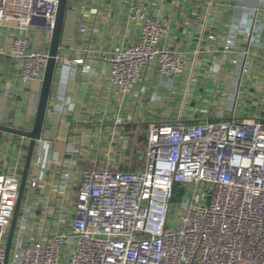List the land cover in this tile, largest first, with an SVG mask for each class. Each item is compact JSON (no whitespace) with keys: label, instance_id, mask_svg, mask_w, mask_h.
Returning <instances> with one entry per match:
<instances>
[{"label":"built area","instance_id":"2783aa9c","mask_svg":"<svg viewBox=\"0 0 264 264\" xmlns=\"http://www.w3.org/2000/svg\"><path fill=\"white\" fill-rule=\"evenodd\" d=\"M56 6L57 0H0V26L13 22L15 30L9 51L15 76L20 84H38L36 99ZM128 20L135 40L102 56L121 96L133 90L145 67L154 65L168 78L187 62L185 51L164 43V24L141 1L129 3ZM31 32L40 46L30 45ZM237 42L228 34L217 47L236 52ZM230 63L237 64L235 55ZM22 91L4 88L2 94ZM57 99L48 112L63 110ZM32 120L19 129L30 130ZM27 144L24 136L0 131V264H264L263 113L151 118L142 168L70 169V157L64 158L49 185L52 202L43 205L37 190L47 187L44 169L31 159L4 262Z\"/></svg>","mask_w":264,"mask_h":264},{"label":"crops","instance_id":"0c3cea01","mask_svg":"<svg viewBox=\"0 0 264 264\" xmlns=\"http://www.w3.org/2000/svg\"><path fill=\"white\" fill-rule=\"evenodd\" d=\"M131 1L68 0L48 101L53 107L59 96L63 110L47 111L44 127H50L36 141L31 162L44 169L47 187L37 190L42 205L52 202L49 185L56 182L64 158L70 157V169L142 168L151 118L264 114V0H139L164 24V43L185 51L187 62L181 73L168 78L154 65L145 67L133 90L121 96L102 56L135 40L128 20ZM14 33L13 22L0 26V123L23 128L33 119L38 84H20L15 76L9 56ZM208 34L214 40L205 38ZM228 34L238 41L236 52L217 47ZM29 42L42 43L35 32ZM232 55L236 65L230 63ZM63 58H81L82 63L65 64ZM19 87L23 93L2 94L4 88ZM233 88L239 89L238 96ZM70 147L77 148L75 155L67 152Z\"/></svg>","mask_w":264,"mask_h":264},{"label":"water","instance_id":"95a60500","mask_svg":"<svg viewBox=\"0 0 264 264\" xmlns=\"http://www.w3.org/2000/svg\"><path fill=\"white\" fill-rule=\"evenodd\" d=\"M67 7H68V0H57L53 28L51 30L48 48H47V61L39 85L38 95H37L34 114H33L32 126L30 130L26 131L19 128H14L11 125H5L0 123V131L14 135H21L28 138L26 154L24 157L23 167L20 174L17 198L13 210V216L11 219V223L5 241L4 262H6L7 260V255L15 227V222L23 196L27 172L29 169L31 159L33 157L34 147L36 141H38L41 138L43 127L47 124L50 117L47 114V105L51 93L52 82L54 79L58 50L60 46V40L62 37V30L65 21Z\"/></svg>","mask_w":264,"mask_h":264}]
</instances>
